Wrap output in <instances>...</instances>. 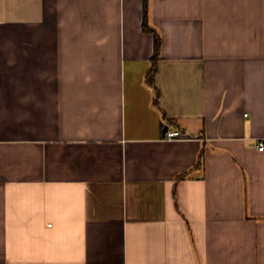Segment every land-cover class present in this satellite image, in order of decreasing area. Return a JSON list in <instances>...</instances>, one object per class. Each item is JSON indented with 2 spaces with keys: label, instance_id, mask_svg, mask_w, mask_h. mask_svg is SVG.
<instances>
[{
  "label": "crops",
  "instance_id": "0c3cea01",
  "mask_svg": "<svg viewBox=\"0 0 264 264\" xmlns=\"http://www.w3.org/2000/svg\"><path fill=\"white\" fill-rule=\"evenodd\" d=\"M143 2L0 0V264H264V0Z\"/></svg>",
  "mask_w": 264,
  "mask_h": 264
},
{
  "label": "trees",
  "instance_id": "16d2710c",
  "mask_svg": "<svg viewBox=\"0 0 264 264\" xmlns=\"http://www.w3.org/2000/svg\"><path fill=\"white\" fill-rule=\"evenodd\" d=\"M143 22H142V27L143 30L151 33L153 35L154 38V52H153V56H152V60L155 62L156 59H158L159 55H160V47H161V37L159 35V33L157 32V30H155L154 28H152L149 24L148 21V0H144L143 2ZM156 73H157V67L154 63V65L151 67L150 71L148 72L147 75V82L153 86H155V77H156ZM159 92L158 90H156V96H158ZM158 98V97H157ZM201 158H199L198 164H202V156H200ZM185 176V174H182L181 177L183 178Z\"/></svg>",
  "mask_w": 264,
  "mask_h": 264
},
{
  "label": "built area",
  "instance_id": "2783aa9c",
  "mask_svg": "<svg viewBox=\"0 0 264 264\" xmlns=\"http://www.w3.org/2000/svg\"><path fill=\"white\" fill-rule=\"evenodd\" d=\"M181 135L182 133L180 132V130L172 129V130H167L164 137L166 139H174L181 137ZM258 147L260 150H264V142L263 141L259 142Z\"/></svg>",
  "mask_w": 264,
  "mask_h": 264
}]
</instances>
